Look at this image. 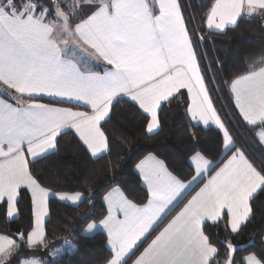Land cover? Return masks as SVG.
<instances>
[{"label":"snow or ice","instance_id":"snow-or-ice-1","mask_svg":"<svg viewBox=\"0 0 264 264\" xmlns=\"http://www.w3.org/2000/svg\"><path fill=\"white\" fill-rule=\"evenodd\" d=\"M191 7L184 0H0V212L11 220L21 214L25 191L31 197L30 230L0 234V264H59L62 248L53 250L47 230L51 197L73 210L89 206L92 222L82 236L106 234L104 264H220L221 248L223 264H264L255 254L237 261L232 243L264 195V159L259 167L255 160L257 150L264 153V51L219 81L218 61L205 49L208 37L227 35L241 22L264 23V0H211L202 16ZM221 87L238 110L236 135L215 106ZM185 94L189 126L215 125L224 157L214 162L194 151L190 181L149 153L136 164L146 202L111 187L100 198L99 223L90 196L42 186L35 166L58 153V137L74 134L90 160L114 171L105 130L114 106L127 98L152 134L162 126V106L183 102ZM82 106L90 110H74ZM243 133L255 149L246 151ZM221 225L224 241L210 231ZM74 239L68 233L63 245L74 248Z\"/></svg>","mask_w":264,"mask_h":264},{"label":"trees","instance_id":"trees-1","mask_svg":"<svg viewBox=\"0 0 264 264\" xmlns=\"http://www.w3.org/2000/svg\"><path fill=\"white\" fill-rule=\"evenodd\" d=\"M211 0H184L186 6H195L198 16H202L206 9L203 5ZM210 59L218 61L214 67L221 70L217 74L219 81L228 80L234 71L245 67L242 63L245 59L254 62L259 58V53L264 51V23L259 18L251 23L241 22L235 30H228L227 35H214L208 37L205 44ZM214 102L225 123L233 130L240 128L239 115L233 105L231 93L226 87L214 93ZM122 98L120 103L114 106L111 113V122L106 125V132L113 145L111 159L115 164L114 171L108 168L104 162L94 163L88 158L74 134L58 137V153L52 154L48 159L35 166V171L42 186L52 192H81L96 201V222H99L101 213L100 198L111 187L119 185L125 194L136 203L146 202V190L141 186L139 176L134 172V167L139 160L151 153L164 161L169 171L184 181L193 176V169L189 164V158L194 151H201L219 162L223 157L220 146V132L212 127L192 125L186 114L188 103L187 95L183 102H174L171 105H163L160 113L161 128L158 132L147 134L144 130L143 116ZM195 133L193 135L192 133ZM243 140L248 141L249 149H255V142L251 134L243 133ZM237 142L243 143L237 136ZM251 154V153H250ZM264 159V153L256 151V164L260 166V160ZM114 182V183H113ZM21 214L14 220H8L3 212H0V234L17 236L24 230H30L31 200L25 191L24 200L20 205ZM89 212V206L82 203L78 210L65 206L55 199H50V217L47 222V230L50 233V246L53 250L63 248V241L68 233L73 232L75 247L57 257L59 264H104L109 255L106 246V237L97 232L91 236H82V230L92 221L85 215ZM221 228L210 229L212 235L219 241H224L227 234ZM264 195L259 196L253 202V218L244 226L240 236L232 243L238 246L236 259L255 254L258 258H264ZM35 257L43 256V252L32 254ZM224 249L221 248V261L223 264ZM50 262L52 258L44 257ZM134 258V257H133Z\"/></svg>","mask_w":264,"mask_h":264},{"label":"crops","instance_id":"crops-1","mask_svg":"<svg viewBox=\"0 0 264 264\" xmlns=\"http://www.w3.org/2000/svg\"><path fill=\"white\" fill-rule=\"evenodd\" d=\"M103 67H104V65L103 64H97V67H96V70H98V71H100V70H102L103 69ZM231 97H232V95H231ZM124 99H127V98H124ZM232 101H233V105H234V107H235V104H234V100H233V97H232ZM44 102H48V100H47V98L44 100ZM190 101L188 100V103H189ZM187 103V104H188ZM56 106H58V107H72L73 105H71V104H68V103H61V104H57ZM187 108V107H186ZM236 109V108H235ZM74 110H80V111H88V110H90V109H88V108H86V107H80V108H74ZM236 111H237V113H238V110L236 109ZM186 114H187V111H186ZM187 117H188V115H187ZM188 119H189V121H190V118L188 117ZM193 125H196L195 124V122L194 121H192L191 122ZM198 126H201V127H205V126H203V125H198ZM207 127H212V128H215L216 130H218L216 127H215V125H209V126H207ZM219 131V130H218ZM148 134V133H147ZM153 134V133H152ZM148 155V154H147ZM146 155V156H147ZM146 156H144V157H146ZM143 157V158H144ZM142 158V159H143ZM141 159V160H142ZM159 159V158H158ZM140 161V160H139ZM138 161V162H139ZM189 164H190V166H191V163H190V158H189ZM137 162V163H138ZM192 167V166H191ZM134 172L139 176V174H138V172L136 171V165H135V167H134ZM211 174H214V173H211ZM193 175H194V173H193ZM139 178H140V176H139ZM191 179H192V177H191ZM191 179H189L188 181H190ZM188 181H185V182H188ZM140 182H141V186L146 190V186H144L143 185V183H142V180L140 179ZM207 182V177L206 178H204V180H203V182L202 183H199V185L198 186H194L195 187V191H193L192 193H191V195H195V192L196 191H199V188L200 187H203V183H206ZM50 192H52V191H50ZM53 193H60V192H53ZM29 194V197H30V193H28ZM189 199L191 198V196H189L188 197ZM50 199H55L56 201H58L55 197H51ZM30 200H31V197H30ZM58 202H60V201H58ZM187 202V200H185L184 201V203H186ZM60 203H64V202H60ZM180 207L182 208L183 207V204H181L180 205ZM180 209L179 208H177L176 209V212H178ZM176 213L174 212L173 213V215H175ZM15 218H17V217H15ZM15 218H13V219H11V220H14ZM9 220V219H8ZM97 223H99V222H97ZM87 228V225L85 226V228L82 230V233H84V231H85V229ZM97 232H101V233H103L102 232V230H98V231H96V232H94V233H92V234H90V235H88V236H91V235H93V234H95V233H97ZM104 234V233H103ZM105 235V237H106V234H104ZM264 239V238H263ZM106 246H107V244H106ZM146 246V245H145ZM108 248V247H107ZM73 248L72 247H70V246H67V245H65L63 248H62V251L58 254V256H60L61 254H63L64 252H69V251H71ZM108 250L110 251V249L108 248ZM142 250V249H141ZM139 253H137V255H138ZM57 256V257H58ZM248 256V255H247ZM246 257V256H245ZM244 258V257H243ZM134 259V258H133Z\"/></svg>","mask_w":264,"mask_h":264}]
</instances>
